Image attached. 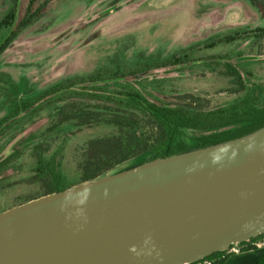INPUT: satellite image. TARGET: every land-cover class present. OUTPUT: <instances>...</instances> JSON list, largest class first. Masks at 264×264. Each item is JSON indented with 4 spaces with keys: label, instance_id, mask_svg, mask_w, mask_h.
Masks as SVG:
<instances>
[{
    "label": "rangeland",
    "instance_id": "obj_1",
    "mask_svg": "<svg viewBox=\"0 0 264 264\" xmlns=\"http://www.w3.org/2000/svg\"><path fill=\"white\" fill-rule=\"evenodd\" d=\"M9 11L15 20L1 24ZM33 11L0 53V212L41 196L38 154L73 183L88 143L115 133L62 124L78 103L107 106L133 88L213 109L244 95L231 66L264 105V0H0V44Z\"/></svg>",
    "mask_w": 264,
    "mask_h": 264
},
{
    "label": "water",
    "instance_id": "obj_2",
    "mask_svg": "<svg viewBox=\"0 0 264 264\" xmlns=\"http://www.w3.org/2000/svg\"><path fill=\"white\" fill-rule=\"evenodd\" d=\"M264 232V125L0 212V264H187Z\"/></svg>",
    "mask_w": 264,
    "mask_h": 264
},
{
    "label": "trees",
    "instance_id": "obj_3",
    "mask_svg": "<svg viewBox=\"0 0 264 264\" xmlns=\"http://www.w3.org/2000/svg\"><path fill=\"white\" fill-rule=\"evenodd\" d=\"M33 3L34 1L29 6V11ZM37 14L33 11L21 18L19 25L0 44V53L11 43L17 30L31 22L32 17ZM15 17V11H9L2 18L1 24L8 25ZM226 69L227 74L235 76L234 83L240 87L239 90L244 91V95L225 106L209 109L196 103L191 96L158 103L149 100L140 91L128 88L117 92L107 106L100 103H78L69 108V111H61L60 122L64 125L90 127L103 123L113 126L115 133L88 143L83 152L84 160L78 166L79 180L73 183H65L53 160L38 154L36 180L43 186L40 195L61 191L78 182L116 173L145 161L234 139L263 126L264 105L259 103V96L252 90H245L241 75L236 69L231 66ZM103 74L102 71L96 72L90 81H102ZM64 88L66 87L51 92H60ZM18 103L14 104L17 111ZM103 108L106 111L104 114ZM129 159L132 160L130 165L114 168ZM263 234L264 232L256 236ZM256 236L238 242L240 250L252 248L250 242ZM227 255L224 250H219L206 258L211 260L210 264H222Z\"/></svg>",
    "mask_w": 264,
    "mask_h": 264
},
{
    "label": "crops",
    "instance_id": "obj_4",
    "mask_svg": "<svg viewBox=\"0 0 264 264\" xmlns=\"http://www.w3.org/2000/svg\"><path fill=\"white\" fill-rule=\"evenodd\" d=\"M250 244L252 248L228 254L222 264H264V234L256 236Z\"/></svg>",
    "mask_w": 264,
    "mask_h": 264
},
{
    "label": "built area",
    "instance_id": "obj_5",
    "mask_svg": "<svg viewBox=\"0 0 264 264\" xmlns=\"http://www.w3.org/2000/svg\"><path fill=\"white\" fill-rule=\"evenodd\" d=\"M240 250V246L238 244V242H234L232 244L229 245L228 248L224 249V254H230L232 252H237ZM195 264H210L211 263V260L206 258V257H203V258H200L196 261H194Z\"/></svg>",
    "mask_w": 264,
    "mask_h": 264
}]
</instances>
